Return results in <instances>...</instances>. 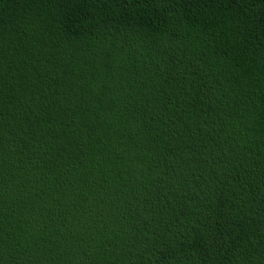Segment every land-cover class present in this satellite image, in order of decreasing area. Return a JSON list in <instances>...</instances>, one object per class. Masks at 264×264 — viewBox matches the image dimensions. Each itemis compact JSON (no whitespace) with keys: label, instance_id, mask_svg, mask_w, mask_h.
Masks as SVG:
<instances>
[{"label":"trees","instance_id":"16d2710c","mask_svg":"<svg viewBox=\"0 0 264 264\" xmlns=\"http://www.w3.org/2000/svg\"><path fill=\"white\" fill-rule=\"evenodd\" d=\"M0 264H264V0H0Z\"/></svg>","mask_w":264,"mask_h":264}]
</instances>
